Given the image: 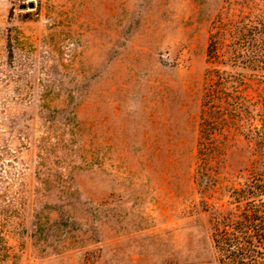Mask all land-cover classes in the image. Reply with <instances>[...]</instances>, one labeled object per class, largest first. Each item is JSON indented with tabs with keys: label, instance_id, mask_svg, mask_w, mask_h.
I'll return each mask as SVG.
<instances>
[{
	"label": "rangeland",
	"instance_id": "374dc122",
	"mask_svg": "<svg viewBox=\"0 0 264 264\" xmlns=\"http://www.w3.org/2000/svg\"><path fill=\"white\" fill-rule=\"evenodd\" d=\"M263 5L0 0V264H219L210 212H264V41L227 33Z\"/></svg>",
	"mask_w": 264,
	"mask_h": 264
},
{
	"label": "trees",
	"instance_id": "16d2710c",
	"mask_svg": "<svg viewBox=\"0 0 264 264\" xmlns=\"http://www.w3.org/2000/svg\"><path fill=\"white\" fill-rule=\"evenodd\" d=\"M261 1L264 4V0ZM247 17L231 24L227 31L233 63L240 62L241 51L246 45L255 46L257 41H264V5L252 20L247 21ZM243 193V190L233 191L235 209L210 212L219 264H264V212L254 204L242 205Z\"/></svg>",
	"mask_w": 264,
	"mask_h": 264
},
{
	"label": "water",
	"instance_id": "95a60500",
	"mask_svg": "<svg viewBox=\"0 0 264 264\" xmlns=\"http://www.w3.org/2000/svg\"><path fill=\"white\" fill-rule=\"evenodd\" d=\"M28 6H29V8H33V7H34V3H33V2H30V3L28 4ZM26 7H27L26 4H22V5H20V8H21V9H25Z\"/></svg>",
	"mask_w": 264,
	"mask_h": 264
}]
</instances>
